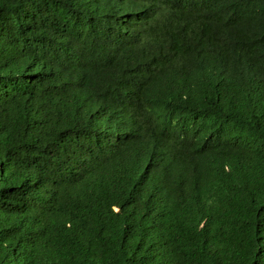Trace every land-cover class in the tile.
<instances>
[{"label":"trees","instance_id":"trees-1","mask_svg":"<svg viewBox=\"0 0 264 264\" xmlns=\"http://www.w3.org/2000/svg\"><path fill=\"white\" fill-rule=\"evenodd\" d=\"M0 264H264V0H0Z\"/></svg>","mask_w":264,"mask_h":264}]
</instances>
